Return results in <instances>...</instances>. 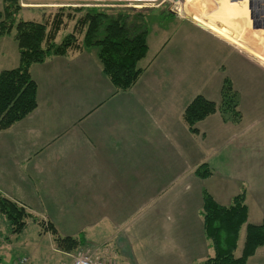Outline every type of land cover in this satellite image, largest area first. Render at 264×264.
<instances>
[{"label":"crops","instance_id":"obj_1","mask_svg":"<svg viewBox=\"0 0 264 264\" xmlns=\"http://www.w3.org/2000/svg\"><path fill=\"white\" fill-rule=\"evenodd\" d=\"M148 29L143 72L127 91L104 74L96 49L31 67L38 106L0 131V196L31 214L36 237L27 224L21 236L0 241V264L22 256L46 264L48 249L70 254L34 220L61 237H84L80 249L94 247L117 264H201L215 255L201 215L204 190L220 205L244 190L248 223H263L264 97L255 98L263 89L236 78L264 69L190 20ZM18 66L19 52L3 70ZM225 78L240 95L241 122L217 113L191 133L185 109L199 95L220 105ZM202 164L213 171L205 180L195 175ZM244 241L245 228L237 257ZM247 264H264V246Z\"/></svg>","mask_w":264,"mask_h":264},{"label":"trees","instance_id":"obj_2","mask_svg":"<svg viewBox=\"0 0 264 264\" xmlns=\"http://www.w3.org/2000/svg\"><path fill=\"white\" fill-rule=\"evenodd\" d=\"M7 21L0 23V37L11 35L19 52V66L0 71V131L7 130L15 123L30 115L38 106V85L31 76L33 65L43 64L54 56H67L72 51L96 49L104 74L119 91L131 89L140 78L143 69L139 63L148 54V26L145 18L128 14L109 15L99 10L89 11L79 22L86 27L82 44L76 42L74 34L66 36L60 43L55 39L60 31L61 19H56L49 28L46 23L17 21L15 15L20 11L18 0H3ZM220 105L204 96L195 97L184 112V120L191 133L197 134V123L211 115L220 113L226 122L240 123L239 93L231 79L225 78L221 91ZM208 164L200 165L195 175L201 180L211 177ZM0 215L8 225L6 238L21 236L27 220L32 219L27 210L15 202L0 196ZM201 215L207 240L215 251L212 258L201 264H247L249 258L264 246V221L260 225L248 223L246 192L233 197L229 205H220L206 191H203ZM40 227L49 231L56 246L63 252H74L86 243L84 237L59 236L52 224L34 220ZM245 228V241L240 257L236 256L241 232Z\"/></svg>","mask_w":264,"mask_h":264},{"label":"rangeland","instance_id":"obj_3","mask_svg":"<svg viewBox=\"0 0 264 264\" xmlns=\"http://www.w3.org/2000/svg\"><path fill=\"white\" fill-rule=\"evenodd\" d=\"M228 1L231 2V0ZM18 2L20 11L15 15L17 21L23 20L46 23L50 28L54 20H62L60 31L55 39L56 43H60L66 36L74 34L76 42L82 44L86 27L81 28L79 22L89 11L94 9L109 15L128 14L131 18L142 16L145 18L147 26L156 21L162 24L165 22L168 23V20L170 19H176L179 21L188 20L187 17L178 11L176 6L178 4L181 6L187 4L188 0H18ZM234 2L241 4L239 0H235ZM249 4H251V2H248V4L245 5L248 6ZM217 8H220V0H194L193 4L188 5V9L191 12L196 13L197 16H200L204 20H207L209 15L211 16L212 12ZM3 21H6L7 25L11 24V21H7L6 19L3 0H0V23ZM263 21L264 15L260 16L259 14L258 21H256L258 23H249L241 20L237 22L230 21L229 25L225 27L228 31L236 34V37L243 41L247 47L245 52V50L239 48L237 45L230 44L235 51L240 54L239 56L247 58L252 64L261 66L262 69H264V64L254 60L250 54L253 53L264 60V24H261ZM222 26L224 27V25ZM233 29L237 30L236 33L233 32ZM14 34L15 30L11 35L0 37V71L11 67L12 62L17 60V42L14 39ZM189 37L193 40L194 34ZM247 51H249L250 54L247 53ZM250 72V79H242L239 76L238 79L236 78V82L239 85L243 84L245 88L247 85L252 87L256 85L257 87V85L260 84L259 88L260 90L263 89V91H261L260 94L255 92V98L262 99L264 97V71H262L261 75L254 73V70H250ZM261 111H263L262 114L264 115V107H261ZM228 193L229 195H232L231 189H229ZM215 198L221 204L224 203L219 200L217 196H215ZM27 223L30 225L28 234H31L32 237H36L35 227H33L32 220H27ZM7 228L9 227L4 217L0 215L2 239L7 237ZM240 250L241 247L238 250L237 255H239ZM79 252H82L83 255H93L92 257L98 256L97 249L94 247L84 249L79 248L72 253L70 252L66 258H61V255H55L50 249H48L45 254L46 256L44 257V259L47 260L44 261L46 264L69 263ZM40 262L42 264L44 263L42 260Z\"/></svg>","mask_w":264,"mask_h":264},{"label":"bare ground","instance_id":"obj_4","mask_svg":"<svg viewBox=\"0 0 264 264\" xmlns=\"http://www.w3.org/2000/svg\"><path fill=\"white\" fill-rule=\"evenodd\" d=\"M194 0H188L187 4L181 6L176 5L178 11L181 12L182 15L188 18V20L194 22L197 26L202 28L205 31H208L219 38L225 40L229 44L237 45L239 48L247 50V47L243 43V41L239 40L236 37V34H233L231 31H228L225 27L229 25L230 21H245L249 23H258V15H264V0H243L241 4L239 3H231L228 0H220V8L215 9L211 16L207 18V20L202 19L200 16H197L196 13L191 12L188 9V5L193 4ZM249 4L248 6L245 4ZM190 3V4H189ZM263 13V14H261ZM264 24V21L263 23ZM224 25V27L222 26ZM264 26V25H263ZM234 33H236V29H233ZM249 53V51H247ZM250 54V53H249ZM252 58L262 64H264V60L258 57L255 54H250Z\"/></svg>","mask_w":264,"mask_h":264},{"label":"built area","instance_id":"obj_5","mask_svg":"<svg viewBox=\"0 0 264 264\" xmlns=\"http://www.w3.org/2000/svg\"><path fill=\"white\" fill-rule=\"evenodd\" d=\"M92 256L89 254L83 255L82 252H79L75 257H73L71 262L61 264H117V260L113 257H106L101 255L94 257ZM12 264H31V261L29 257L22 256Z\"/></svg>","mask_w":264,"mask_h":264},{"label":"water","instance_id":"obj_6","mask_svg":"<svg viewBox=\"0 0 264 264\" xmlns=\"http://www.w3.org/2000/svg\"><path fill=\"white\" fill-rule=\"evenodd\" d=\"M235 0H232V2H234ZM240 3L244 2L243 0H239Z\"/></svg>","mask_w":264,"mask_h":264}]
</instances>
